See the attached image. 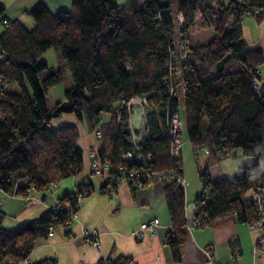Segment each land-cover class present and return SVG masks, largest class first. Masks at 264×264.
Returning a JSON list of instances; mask_svg holds the SVG:
<instances>
[{
  "label": "trees",
  "instance_id": "1",
  "mask_svg": "<svg viewBox=\"0 0 264 264\" xmlns=\"http://www.w3.org/2000/svg\"><path fill=\"white\" fill-rule=\"evenodd\" d=\"M255 7H264V0H72L69 11L55 13L38 3L29 12L35 25L27 28L19 19L8 18L4 23L0 6L4 25L0 33V187L13 191L16 186L17 194L27 195L31 186L44 191L52 182L81 170L83 149L77 127L51 124L63 112L75 113L93 128L103 113L110 114L109 125L102 127L105 144L98 152L107 155L114 167L124 163L122 155L131 148L129 114L118 103L144 95L157 112L147 115L142 161L133 159L126 165L169 169L173 165L169 122L179 114L191 144L209 148L207 165L199 170L203 191L195 200L204 199L210 223L225 214H233L239 222H253L252 195L264 186V91L254 90L252 80L264 55L260 49L247 48L241 25L246 12ZM178 13L183 16L180 39L197 15L202 26L211 27L215 34L206 43H191L190 55L182 54L178 75L185 91L171 96L163 79L170 75L168 37L177 38ZM51 47L59 59L67 61L73 76L64 99L52 104L47 102L49 90L63 81V72L41 59ZM11 84L19 90L9 89ZM227 146L240 148L252 160L232 177L213 180L208 168L227 157L219 151ZM205 190L208 198L203 197ZM92 191L88 180L60 202L70 201L77 210L80 197ZM164 191L172 222L166 243L179 259L178 245L186 238L185 187L170 176ZM4 217L0 208V264H23L36 239L48 237L51 224L72 222L66 210L54 208L13 228L3 226ZM108 260L126 264L127 258Z\"/></svg>",
  "mask_w": 264,
  "mask_h": 264
},
{
  "label": "crops",
  "instance_id": "2",
  "mask_svg": "<svg viewBox=\"0 0 264 264\" xmlns=\"http://www.w3.org/2000/svg\"><path fill=\"white\" fill-rule=\"evenodd\" d=\"M137 1L141 3V0ZM38 3H43L53 13L69 11L72 6V0H0V6L4 8L3 16L19 19L27 28L35 25L29 12ZM195 19H201L200 15ZM241 27L247 48L260 49L264 55V14L256 17L245 15ZM3 29L4 25L0 21V33ZM2 57L0 49V59ZM41 59L49 67L61 69L63 80H66L64 73L70 72L72 80L68 77V84H73L67 61L59 59L53 47L47 49ZM258 69L264 81V62ZM60 84L61 82L50 88L47 96V102L52 99L50 104L64 99V88L56 89ZM64 86L65 90L69 87L66 84ZM133 121L137 131L142 132L144 124L138 112ZM51 124L54 128L69 125L77 127L79 144L83 149V166L77 174L70 176L73 178L71 183L61 185L60 181L55 189L47 193L39 191L30 201L0 187V208L5 212L3 226L17 227L37 217L46 209L54 207L65 194L76 193L78 185L88 180L92 182L93 191L80 197L76 218L71 223L58 225L53 236L36 239L23 264H32L41 259L53 260L42 264H113L108 260L109 257L112 260L118 257L131 258L136 264H207L204 251L207 246L213 247L216 258L223 264H264V254L254 252L255 245L264 244L263 231L259 227L239 222L233 214L221 215L206 226L194 225V210L190 203L203 191L199 170L207 165V153L193 151L192 164L187 166L182 154L186 238L178 245L179 259H176L170 245L166 243V235L172 228V222L164 191L165 179L157 177L153 182L135 188L122 181L114 191L107 192L103 187L107 185L108 175L94 174L91 171V152L105 144L104 138L97 137L94 128L73 112H63L54 117ZM250 161L240 149V153L210 165V177L213 180L232 177L241 166ZM155 217L160 220L155 233L146 234L142 239L134 237L132 232L142 221ZM85 232L97 233L99 245L91 244L90 238L85 237ZM232 239H237L240 244L237 258L233 257L230 249Z\"/></svg>",
  "mask_w": 264,
  "mask_h": 264
},
{
  "label": "built area",
  "instance_id": "3",
  "mask_svg": "<svg viewBox=\"0 0 264 264\" xmlns=\"http://www.w3.org/2000/svg\"><path fill=\"white\" fill-rule=\"evenodd\" d=\"M264 14V7H255L252 10H248L246 12V15L251 16H260ZM178 24L176 26V30L178 29L179 33L182 28L181 24L183 22L182 14L178 13ZM10 20L6 17L3 18V22L7 23ZM182 31V30H181ZM182 36H184L183 39H180V37L174 38V37H168L169 39V62L166 64V67L170 69V75L168 77H165L163 79V83L167 84V91L171 96H177L181 91H185L183 82L181 77L178 75V71L180 70V65L183 62L181 59H184L185 52L190 55V49H191V42L189 41L188 32L183 33ZM174 73V75H173ZM182 76V75H181ZM177 81H175V78ZM252 87L257 92L264 91V81L260 76L259 69H255L253 71V80H252ZM119 106L125 107L127 113L129 114V131H130V141H131V148L122 155V159L124 160V163H121L117 165V167H114L107 155H100L98 152V149H93L92 154V161H91V171L94 174H107L108 175V181L107 185L105 186V190L107 192H112L116 189L117 185L122 182L126 181L131 187H141L144 184H149L153 182L157 177H160L162 179H166L168 177H175L181 183L184 185V180L182 176L180 175V171L183 167L182 162V134L184 132V119L179 115L175 114L171 117L169 122V134L172 139V146H171V157L173 159V165L169 169H151L148 167H135V166H128L126 165L128 161H131L135 159L136 161H142V155L140 153L142 142L144 141V138L148 135V127H147V115L151 112H157V108L150 103L149 99L144 95H133L128 99H121V101L118 103ZM138 112L140 117L143 120L144 124V130L142 132H138L135 128V124L133 121V117L135 113ZM110 114L103 113L100 117V121L96 127H94V133L97 137L102 138L103 132L102 127L107 126L110 123ZM108 117V118H107ZM121 117L120 113L117 115V119L119 120ZM193 151L195 153L204 152L208 153L209 148L204 144H197L192 145ZM236 149L232 146H227L222 148H219V151H223L224 154L228 157L230 156L231 152ZM112 170H114L112 172ZM20 178L17 177V180ZM58 186L57 182H52L48 188L44 191L46 193L48 191H51L55 189ZM85 190V187L82 188ZM40 190H38L35 186H31L30 192L27 195H21L25 200H32L35 195L39 193ZM13 195H19L16 193V186L14 187L12 191ZM78 195H76L77 198ZM254 199V206H255V220L251 223H249L250 227H259L263 231L264 235V186L261 187L255 194L252 195ZM203 197L208 198L209 193L207 190L203 192ZM79 198V196H78ZM190 206L194 210V225L201 227L206 226L210 224V220L203 210L204 208V199L201 200H193L190 203ZM54 209H63L66 210L70 218L73 220L76 218L77 210L75 208H72L70 201L65 202H58L55 204ZM160 220L158 217H155L150 220L142 221L138 227H136L132 234L137 239H142L145 237L146 234H153L157 231L159 227ZM188 227V225H185ZM58 225L51 224L48 229V236H53L55 234V231L57 229ZM85 237L87 239L90 238L91 244L94 246L99 245V241L97 239V233L95 232H85ZM230 249L232 251L233 257L237 258L240 254V244L237 239H232L230 241ZM205 254H206V263L207 264H223L220 262L215 255V251L212 246H207L204 248ZM254 252L264 254V244L261 246L255 245ZM126 264H136V262L133 259H127Z\"/></svg>",
  "mask_w": 264,
  "mask_h": 264
},
{
  "label": "rangeland",
  "instance_id": "4",
  "mask_svg": "<svg viewBox=\"0 0 264 264\" xmlns=\"http://www.w3.org/2000/svg\"><path fill=\"white\" fill-rule=\"evenodd\" d=\"M118 1L120 3H124L127 0H118ZM172 3H175V0H172ZM177 16H178V14H177ZM182 18H183V16H182ZM178 19H179V17H178ZM200 22H201V19H195L194 22L192 23V25L188 29L189 41L191 43H193L194 45L208 42L209 40H211L213 38V36L215 34L214 31L211 28H209V27H203ZM177 24H176V26H177ZM178 31H179L178 29L177 30L175 29V34L177 35V37L179 36ZM64 75H65L66 80H63L61 82V84L58 86V88H56V89L64 88V91H65V86L64 85L66 84V86H70V84H68V77H70V75H71L70 72L66 71L64 73ZM71 80H72V78L70 77V81ZM9 89H11V90H13V91L16 92V91L19 90V87L17 86V84H12L11 87H9ZM64 91H63V95H64ZM49 101H52V99L50 98V100H48V102ZM49 103H51V102H49ZM181 110H182V108H181ZM110 118H111V116H110ZM182 142H183L182 154L184 155L183 162L185 163V166H187L188 164H192V161H193L192 160L193 148H192V144H191V142H190V140H189V138H188L185 130H184V132L182 134ZM199 153H202V152H199ZM236 153H240V148L234 149L231 152L230 156L232 154L235 155ZM246 157H248V158H250L252 160V157H249V156H246ZM72 179H73L72 177L62 179L61 180V185H66L65 183H67V182L68 183L69 182L71 183Z\"/></svg>",
  "mask_w": 264,
  "mask_h": 264
}]
</instances>
